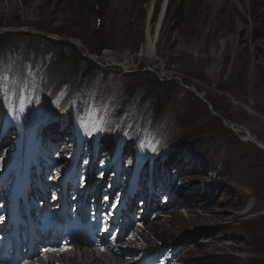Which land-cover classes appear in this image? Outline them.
<instances>
[{
  "label": "rangeland",
  "instance_id": "rangeland-1",
  "mask_svg": "<svg viewBox=\"0 0 264 264\" xmlns=\"http://www.w3.org/2000/svg\"><path fill=\"white\" fill-rule=\"evenodd\" d=\"M170 1L169 22L163 18L147 56L148 23L161 18L164 0H100L98 15L92 0H0V35H12L0 46V75L12 70L4 76L10 101L0 171L17 148L13 131L5 134L36 102L30 123L38 133L49 126L42 146L64 154L63 161L46 157L44 174L54 175L58 164L64 171L73 141H83L71 200L79 233L93 226L94 244L106 255L112 219L120 214L117 239L136 211L142 225L128 244L118 243L119 252L138 254L129 264H264V149L225 124L264 142V0ZM91 37L109 46L93 54ZM153 77L171 85L163 93ZM77 111H90L79 125L77 119L64 131L52 125L66 115L74 120ZM186 111L192 118L182 117ZM99 130L121 143L113 161L89 146ZM143 170L129 196L130 171Z\"/></svg>",
  "mask_w": 264,
  "mask_h": 264
},
{
  "label": "bare ground",
  "instance_id": "bare-ground-1",
  "mask_svg": "<svg viewBox=\"0 0 264 264\" xmlns=\"http://www.w3.org/2000/svg\"><path fill=\"white\" fill-rule=\"evenodd\" d=\"M160 21L161 20L159 18L154 25H152L151 23H148L147 33H146L147 34V42H146V48H145V52H146L147 56H152L154 54L157 39H158V29L160 26ZM11 71L8 70L6 72V75H7V73L10 75ZM6 75L5 74L0 75V100H1L0 104H1V108H2L0 112L3 113L1 116V122H4L3 118L5 117L6 107L10 101V98H9L10 88L8 86L9 85L8 78L4 77ZM39 96L40 95L38 94L37 97H39ZM112 97L113 96H111L110 98H112ZM37 102L41 103L39 98H37ZM34 107H35V104L33 106L29 105L26 112L23 113V116H22L23 118L21 120V123H22V126L25 129V131H30V127L33 126L30 123V117L35 114ZM29 109L32 110V114H29ZM34 120H36V119H34ZM235 129H236L235 132L243 133V135L245 137H247L244 130H242L240 128H236V127H235ZM13 133H14V131H13ZM24 139H25V136H22V138L20 140H18L19 148H18V152L16 155L17 159H20V157L22 155L23 147H24V143H25ZM247 139H248V141L253 142L248 137H247ZM145 153H146V147L142 146L141 156L144 155ZM144 158H145V156L140 159V162L143 161ZM142 166H143V162L140 165L138 164V169L140 170L142 168ZM144 171L145 170H143L141 172H137L138 176L143 175ZM71 172H72V169L68 171V177H70ZM22 174H23V171L21 170L20 176ZM58 185H59V183H56L55 186H58ZM70 195L72 196L73 193H71ZM37 205H38V203H37ZM58 205L59 204L56 201H52L51 208L53 209L54 207H56ZM256 207L257 206L255 205L252 209H254ZM91 233H92V230L89 229L88 230V236ZM96 234L98 237L99 236L98 233H96ZM235 235H237L241 238L240 235H238V234H235ZM235 235H233V236H235ZM121 239L127 244L130 242V240H128L125 237L121 238ZM142 242L145 243V241H142ZM93 243H94V240H91L90 237L76 235V234H74L73 237H71V236H69L68 232H65L64 233V247L62 248L65 250H60L59 253L56 255V258L52 257V259L58 260L62 264H129L130 261L131 262L133 261L132 259H137L136 256L138 254H132L131 253L132 249H130V248H128V249L126 248L124 250L120 249V250H122V253L119 252V250H118L116 253L113 252L110 255H106L104 252L101 251L100 247L96 246ZM133 244L134 243H132V245ZM136 244H140V243L136 242ZM144 245L146 246V244H144ZM77 250H79V251H77ZM49 258L47 260H36L35 263L36 264H39V263L40 264H50Z\"/></svg>",
  "mask_w": 264,
  "mask_h": 264
},
{
  "label": "trees",
  "instance_id": "trees-1",
  "mask_svg": "<svg viewBox=\"0 0 264 264\" xmlns=\"http://www.w3.org/2000/svg\"><path fill=\"white\" fill-rule=\"evenodd\" d=\"M96 1H100V0H94V1L92 0V4L90 5V7L94 10L95 14L98 15L99 9L95 6L96 5ZM171 9H172V2L170 1L169 4H168V7H167V12H166L165 18H164V24L165 25L169 22V19H170V16H171V14H170L171 13ZM11 36L12 35L6 36V35L1 34L0 35V46H4L5 42ZM89 45H90V48H91L90 49V52L93 53V54H100L103 49H105V48H107L109 46V44H102V45H100L98 42L94 41V37H91V39L89 40ZM70 48H72L73 50L74 49H78L75 46V44H72V43L69 45V49ZM94 67H95V65H94ZM147 74H148V72H147ZM153 78H154L153 80H154L155 88L161 89L163 93L167 90L168 86L171 85L169 81L161 82L158 78H156V77H153ZM207 99L210 100L208 97H207ZM210 102H211V100H210ZM214 108L216 110L219 109L218 106L216 107L215 104H214ZM182 117H191V116L188 115V111H186V112H184L182 114ZM112 136H113L112 134H105L101 138V150L103 152H105V153H108V154H114L115 151H116V149H117V146H118L117 145V141L116 140H113ZM184 140L185 139L180 140L177 143L178 146L182 145L183 142H184ZM173 155H174L173 153H170L169 154L170 159L173 158ZM172 164H174V161H172L171 165H169V167H168L169 169L171 168ZM204 264H207V263H204ZM210 264H214V263H210Z\"/></svg>",
  "mask_w": 264,
  "mask_h": 264
},
{
  "label": "water",
  "instance_id": "water-1",
  "mask_svg": "<svg viewBox=\"0 0 264 264\" xmlns=\"http://www.w3.org/2000/svg\"><path fill=\"white\" fill-rule=\"evenodd\" d=\"M168 3H169V0H164L163 7H162V11H161V18H160L161 21H160V26H161V22H162L163 18H165L166 10H167V7H168ZM160 26H159V28H160ZM158 34H159V30H158ZM70 44H71V43H70ZM196 95H197L198 97H200L202 100H204V102H206L207 104H209V106H210V108L212 109V111H214L212 105H211V104H210V103H209V102L203 97L202 94L196 92ZM214 113H215L216 115H218V116L221 118V116H220L219 114H217L215 111H214ZM225 124L228 125L232 130H234V131L236 130L234 124H231V123L226 122V121H225ZM238 128L244 130L245 133H246V135H247V137H248L250 140H252L253 143L257 144L259 147H261V148L264 149V142H262V141H261V142L258 141L255 137H253L252 135H250V133H249L248 131H246V129H244L243 127L238 126Z\"/></svg>",
  "mask_w": 264,
  "mask_h": 264
},
{
  "label": "snow or ice",
  "instance_id": "snow-or-ice-1",
  "mask_svg": "<svg viewBox=\"0 0 264 264\" xmlns=\"http://www.w3.org/2000/svg\"><path fill=\"white\" fill-rule=\"evenodd\" d=\"M61 250H65V249H61Z\"/></svg>",
  "mask_w": 264,
  "mask_h": 264
}]
</instances>
